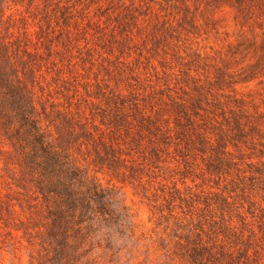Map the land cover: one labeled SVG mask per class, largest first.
Returning a JSON list of instances; mask_svg holds the SVG:
<instances>
[{
    "label": "trees",
    "instance_id": "1",
    "mask_svg": "<svg viewBox=\"0 0 264 264\" xmlns=\"http://www.w3.org/2000/svg\"><path fill=\"white\" fill-rule=\"evenodd\" d=\"M11 1L44 5L45 25H40L36 41L26 27L16 35L11 31L14 25H6ZM71 1L0 0V162L4 165L0 189L4 185L7 190L0 193V212L8 214L12 221L7 223L22 232L23 239L40 247V257L49 264L79 261L89 252L85 245L95 228L133 226L114 189L92 172L142 183L145 177L156 179L157 171L172 170L174 162L176 169L184 166L185 174H191L199 157L210 175L236 170L242 184L238 188L247 198H251L248 180L264 197V162L248 163L249 176L235 161L244 159L247 150L264 157V112H251L249 105L255 99L238 97L235 88L240 82L264 85V0H194L216 10L232 8L237 25L248 27L252 37L231 46L230 55L220 58L214 65V80L206 76L202 82L189 75L194 87L185 96L172 94L170 84L164 99L152 92L146 97L147 90L125 95L119 86L110 89L97 82L95 92L88 95L96 102L79 98L74 103L76 90L72 96L64 95L66 103L57 98L48 104L38 96L37 88L43 90L39 72L43 65H58L54 57L60 55L58 47L63 43L52 22L58 25L61 18L67 25L75 18L77 5L83 2L76 0L71 6ZM127 11L125 31L132 20L139 27L133 9ZM234 64L241 69L230 71ZM61 72L58 69L59 78ZM186 205L190 212L207 211L198 217L202 232L204 224L218 229L207 240L202 234L180 238L176 258L185 264H264V224L257 232L242 204L214 193ZM216 208L221 212L218 220ZM193 223L192 216L187 226Z\"/></svg>",
    "mask_w": 264,
    "mask_h": 264
},
{
    "label": "rangeland",
    "instance_id": "2",
    "mask_svg": "<svg viewBox=\"0 0 264 264\" xmlns=\"http://www.w3.org/2000/svg\"><path fill=\"white\" fill-rule=\"evenodd\" d=\"M82 2L77 5L79 13L67 25L61 18L58 25L56 21L52 22L56 27L55 36L60 37L63 44L58 47L60 55L54 57L58 65H43L39 72L43 90L37 88L38 96L48 104L57 98L66 103L64 95L72 96L76 90L78 96L73 99L74 103L79 98L96 102L88 95L95 92L97 82L108 85L110 89L119 86L125 95L142 94L147 90L146 97L152 92L157 98L164 99L169 93L167 84H170L172 94L185 96L187 91H192L194 78L200 77L204 82L209 76L214 80V67L217 66L214 65L220 58L229 54L231 46L252 37L248 27L243 30L237 25L234 10L227 6L216 10L207 8L204 3H194V0ZM99 6L101 10H98ZM186 6L189 7L187 11ZM130 8L139 18V27L132 25V20L125 31L122 23ZM43 9L42 2L30 7L27 2L16 4L11 1L6 9V25H14L11 31L16 35L26 27L36 41L40 25H45ZM170 25L172 28L165 30ZM67 30L71 31L70 35ZM256 30L260 33L259 29ZM218 66L223 64L218 63ZM230 67V71L241 69L237 64ZM58 69L62 71V78L57 75ZM235 88L238 97L248 102L255 99L249 105L251 112L257 109L264 112V85L259 81L240 82ZM246 153L252 159L247 155L235 161L237 167L250 176L251 169L247 164L264 162V157H256L251 150ZM195 164H198L197 170L185 174L186 168L176 169L174 162L172 170L157 171L156 179L145 177L142 183L124 182L106 173L92 172L104 186L114 189L121 204L130 212L133 226L95 228L85 245L89 251L87 255L67 264H185L174 255L180 238L184 240L188 235L195 238L196 234H202L207 240L208 237L213 238L215 229H218L204 224L202 232L198 227V217L207 211L190 212L191 207L186 204L191 205L199 199L203 201L209 195L214 197V193L229 197L239 206L242 204L244 210H241L259 232V227L264 224V212L261 210L264 197L257 189H252L253 181L247 179L246 191L251 193V198H247L238 188L242 184L237 180L236 170L225 176L210 175L199 157ZM3 167L0 162V173H4ZM0 193H7L4 185ZM180 198L186 201L181 204ZM171 201L173 204L170 206ZM200 206L203 208L204 204ZM215 212L218 220L221 212L217 208ZM192 216L194 223L187 226ZM9 220L12 221L6 212H0V264H49L40 257V247L31 246L22 238V232L7 223ZM234 223L240 226L236 218Z\"/></svg>",
    "mask_w": 264,
    "mask_h": 264
}]
</instances>
